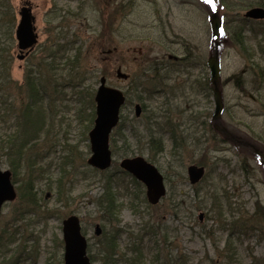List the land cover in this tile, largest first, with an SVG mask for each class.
Wrapping results in <instances>:
<instances>
[{
    "label": "rangeland",
    "instance_id": "rangeland-1",
    "mask_svg": "<svg viewBox=\"0 0 264 264\" xmlns=\"http://www.w3.org/2000/svg\"><path fill=\"white\" fill-rule=\"evenodd\" d=\"M255 1L213 0V13L201 0H3L2 10L9 9L14 24L13 41L4 54L7 87L0 97V136L16 131L14 115L26 102L27 74L45 88L40 92L46 131L22 155V168L13 179L16 200L2 207L0 264H57L63 255L61 224L72 215L80 221L92 264H102L105 254L98 248L105 235L117 245L112 264H128L121 254L136 238L141 239L146 264L156 251L162 262L174 257L186 264H264V235L252 230H264V170L256 153H264V20L243 16ZM25 3L34 17L37 42L18 60L14 33ZM213 14L219 19L216 40L210 31ZM238 30L240 35L234 34ZM6 41L2 35L0 43ZM215 42L223 103L219 121L235 142L212 120L206 62ZM154 63L159 69L155 73L150 69ZM101 76L126 96L120 129L133 154L128 155L151 159L166 186L165 197L151 206L140 183L122 172L114 174L109 189L118 215L109 225L96 203L106 183L86 164L93 97ZM159 82L160 92H147ZM136 104L145 107L139 118L134 117ZM148 117L162 124L170 120L182 149L172 151L166 131L163 152L151 156L144 143ZM136 136L141 143L135 142ZM244 143L257 149L249 151ZM118 153H113L117 164L122 158ZM32 164L38 167L32 182L37 202L32 211H25L21 186ZM190 165L204 167L205 176L197 185L188 181ZM111 168L110 173L116 170ZM0 170L11 171L3 156ZM21 211L28 215L13 223ZM95 226L101 230L98 235ZM148 226L156 235L144 231ZM226 241L235 254L229 260L221 258Z\"/></svg>",
    "mask_w": 264,
    "mask_h": 264
},
{
    "label": "trees",
    "instance_id": "trees-1",
    "mask_svg": "<svg viewBox=\"0 0 264 264\" xmlns=\"http://www.w3.org/2000/svg\"><path fill=\"white\" fill-rule=\"evenodd\" d=\"M3 5H4L3 0H0V39L2 38V35H5L7 38L6 43H0V97L4 95L3 94L4 90H6V87H7L5 81L3 80V78H7V59L4 54L8 50V46L10 45V43H12L13 41L12 28L14 24L13 18L9 16V9L8 11L2 10ZM207 6L212 8L211 11H215V9H213V7L209 5L208 3L207 5H205V8H207ZM250 6H257V7L264 9V0H256L253 3V5L250 4ZM208 12H210L209 9H208ZM6 21H7L6 23L7 27L6 26L3 27L2 24ZM235 33H237L236 35L238 34L240 35L239 30L235 31L234 34ZM238 42L241 44L240 40H238ZM150 69L153 71V73L159 71V69L156 68V63L151 65ZM156 78H159V76H157ZM25 82H26V85H25L26 86V91H25L26 102L24 106H22V108L19 109L18 114L14 115L15 116L14 117L15 118L14 127L16 126V131L14 132V134L6 135L5 137L0 136V156H3L8 160L9 167L13 175V179L17 177L19 170H21L22 168V165H21L22 155L29 152V150L33 148V145L31 143L35 139H37V137L41 133L46 131L45 121L43 120L44 113H43V108H42L44 97L42 93L40 92V90L45 92L44 90L45 88L41 84L39 83L37 84V82L35 83L30 78V75L28 74L26 76ZM161 89H163V84H160L158 87L157 83H154L149 86V88L147 89V92L148 91L152 92L154 90H156V92L158 91L160 92ZM91 100H92V96H91ZM142 108L143 109L145 108L144 105H142ZM4 110H7V109L5 108ZM16 113L17 111L15 112V114ZM93 120H94V111H92V114H91L90 126H92ZM161 121L162 120H160L159 118L148 117L147 122L144 124V125L147 124L148 126V128L145 129L146 132L144 136L145 138L144 143L151 156H156L163 152V145H162L163 136L162 135L166 131L169 132L170 134V139L172 142V151L177 153V150L182 149V146H183L182 140L180 139V136L176 132L171 121L165 120L163 121V124L161 123ZM123 124L124 123L120 122L118 127L114 130L111 136V149L114 154H119L118 152H121L122 157H127L133 154L132 152L130 153V149H129L126 139L121 135L122 130L120 128L124 126ZM152 126H154L155 128H159L160 129L159 132L155 133L151 131ZM119 136H120V139H119ZM119 140H121L120 141L121 145L120 147H117ZM135 142L141 143L140 138L136 136ZM34 158H37V155ZM148 160L152 162L151 159H148ZM113 164L114 166L116 165L115 162ZM63 165H64V162H63ZM37 168L38 167H36L34 164L30 166L28 172L25 175L26 176L25 179H23V180H26L27 183L21 186L23 188V191H21L22 192L21 197L24 200L23 202L25 205L23 210L25 211H29V210L32 211V209L34 208L37 202L36 194L33 191V185H32L34 178H36L34 174H36ZM116 170L111 173L110 171L102 172V173H99L96 171V174H102L103 181L104 183H106V185H104L103 193L99 198L96 199V203L101 209V213L103 214L102 216H103V220L105 221V224H108V225L113 224L114 221L117 220V215H118L117 214L118 206L116 205V201L113 198V195L111 194L110 189H109V182L113 179L114 174L115 175L117 174ZM37 177H39V175ZM13 182L15 181L13 180ZM61 183L62 181L60 179L59 186H58V192L62 194L61 195L60 193L58 194L59 199H62L64 197L63 196V186ZM22 211L18 214L17 218L14 219L13 223H18V221H22L23 218L28 215V214H22ZM257 229L259 231V235L262 237V235H264V230L258 227H254V229L252 230H257ZM144 231L147 234H149V236L156 235V232H157V231H154L153 227L151 226H148V228ZM16 232L17 230H15V232L13 233V236ZM119 232H122V231L118 230L117 233L120 234ZM131 240L132 241L129 242V247L127 246L126 251H124V253L121 254L122 257L126 258V262L128 264H146L143 261V259L141 260V252H140L141 251V248H140L141 239L136 238L134 240L133 239ZM164 242H165V238H164ZM59 243H60V246H59L60 248L62 245V241L60 240ZM35 247L34 245L32 246L34 250H35ZM100 247L101 248H98V252H102L105 254L104 257H102L101 259L102 264H112L111 258L114 254L113 251L115 250V248H117V245H115L114 243V239L113 238L109 239L108 236L105 235L104 240L101 241ZM223 251H226V254L223 257L221 256V258H227L229 260L235 256L234 251H233V246L229 243V241H226ZM88 256L92 263L93 257L90 254H88ZM180 262H182V264H186L185 261L176 259L174 257H170L168 260L162 262L160 261L159 252L156 251V254H154V257L152 258V260L149 261L147 264H181ZM210 262L213 263L212 260H210ZM54 263H55V260H54ZM56 263L62 264V259L58 261L56 259ZM257 263L259 264L260 261H257ZM49 264H53V263H49Z\"/></svg>",
    "mask_w": 264,
    "mask_h": 264
},
{
    "label": "water",
    "instance_id": "water-1",
    "mask_svg": "<svg viewBox=\"0 0 264 264\" xmlns=\"http://www.w3.org/2000/svg\"><path fill=\"white\" fill-rule=\"evenodd\" d=\"M19 15L20 21L16 28L15 37L18 48L22 51L33 47L36 43V36L33 33V18L30 15V10L23 8ZM244 16L248 19L263 20L264 9L252 8ZM211 32L213 37H219V20L215 15L212 17ZM22 57L19 56L18 58L22 59ZM207 65L210 71V82L215 87L219 76L217 55L211 58ZM122 76L125 78L124 75ZM213 97L215 102L213 118L217 119L221 113V101L215 88L213 89ZM94 102L95 119L92 129L88 133L91 156L88 158L87 164L98 171H105L111 165L109 136L119 121V112L125 102V97L121 91L106 86L105 78L102 77L94 96ZM134 110L135 116L138 117L141 113V107L135 105ZM119 167L144 185L146 200L150 205H156L165 196L162 175L142 157L125 158L120 162ZM203 175L204 168L194 165L187 167V176L191 185L199 182ZM10 176L9 171H0V210L5 202L15 199V191L10 182ZM99 233L100 229L96 226L95 234L98 235ZM62 240L64 243V264H90L86 256V241L80 233L77 217L70 216L62 222Z\"/></svg>",
    "mask_w": 264,
    "mask_h": 264
},
{
    "label": "flooded vegetation",
    "instance_id": "flooded-vegetation-1",
    "mask_svg": "<svg viewBox=\"0 0 264 264\" xmlns=\"http://www.w3.org/2000/svg\"><path fill=\"white\" fill-rule=\"evenodd\" d=\"M25 5H27V6H29V4L28 3H25V4H23L21 7H23V6H25ZM214 126H215V128L216 129H220L222 132L221 133H224L225 135L227 134V136H229L230 137V132L228 131V130H226L224 127H222L220 124H218V123H216V124H214ZM232 136V135H231ZM231 138V137H230ZM231 140L232 141H234L235 142V139H234V137L233 138H231ZM244 144H246V146H248V150L249 151H253V152H255V150L257 149L254 145H252V144H249V143H244ZM259 156H260V158L262 159V164H263V170H264V153L262 152V151H259L258 150V152H256Z\"/></svg>",
    "mask_w": 264,
    "mask_h": 264
},
{
    "label": "snow or ice",
    "instance_id": "snow-or-ice-1",
    "mask_svg": "<svg viewBox=\"0 0 264 264\" xmlns=\"http://www.w3.org/2000/svg\"><path fill=\"white\" fill-rule=\"evenodd\" d=\"M206 3H208L209 5H213V0H205Z\"/></svg>",
    "mask_w": 264,
    "mask_h": 264
}]
</instances>
